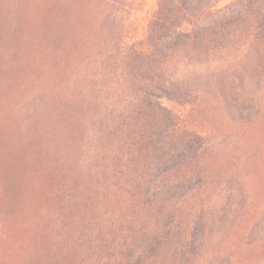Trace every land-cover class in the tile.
<instances>
[{
  "label": "rangeland",
  "instance_id": "obj_1",
  "mask_svg": "<svg viewBox=\"0 0 264 264\" xmlns=\"http://www.w3.org/2000/svg\"><path fill=\"white\" fill-rule=\"evenodd\" d=\"M4 163L0 264H264V0H0Z\"/></svg>",
  "mask_w": 264,
  "mask_h": 264
},
{
  "label": "trees",
  "instance_id": "obj_2",
  "mask_svg": "<svg viewBox=\"0 0 264 264\" xmlns=\"http://www.w3.org/2000/svg\"><path fill=\"white\" fill-rule=\"evenodd\" d=\"M6 158V157H5ZM3 158L1 160V162H4L5 160H7V158L5 159ZM7 168V178L9 177V175L13 173V169L11 168V166H8L7 164L4 163V165L0 164V182H1V186L3 187V189H5L7 186L10 187V184L7 185V178H3L2 177V173H3V170ZM21 168V166H17L15 169H19ZM11 174V175H12ZM42 190V189H41ZM41 193V192H40Z\"/></svg>",
  "mask_w": 264,
  "mask_h": 264
}]
</instances>
